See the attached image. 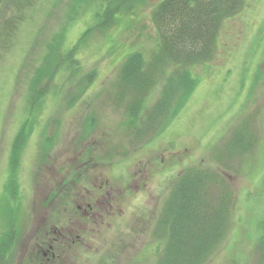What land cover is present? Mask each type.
<instances>
[{
	"label": "rangeland",
	"instance_id": "obj_1",
	"mask_svg": "<svg viewBox=\"0 0 264 264\" xmlns=\"http://www.w3.org/2000/svg\"><path fill=\"white\" fill-rule=\"evenodd\" d=\"M160 1L122 17L80 51L83 70L98 76L72 108L65 76L56 81L61 92L33 108L29 78L64 27L71 1L0 0V240L12 234L0 264H37L44 243L64 250L65 260L56 264H157L161 244L154 231L163 205L173 181L194 166L229 179L235 193L231 231L209 264H258L264 0H248L224 23L213 60L192 69L195 91L161 133L138 147L126 134L124 108L112 98L126 57L141 52L149 60L157 47L152 14ZM91 18L68 22L66 50L93 24ZM245 120L252 151L227 165L217 162L214 150ZM24 123L28 138L14 175L10 155ZM77 203H91L93 214Z\"/></svg>",
	"mask_w": 264,
	"mask_h": 264
},
{
	"label": "trees",
	"instance_id": "obj_2",
	"mask_svg": "<svg viewBox=\"0 0 264 264\" xmlns=\"http://www.w3.org/2000/svg\"><path fill=\"white\" fill-rule=\"evenodd\" d=\"M70 1L67 22L48 42L47 51L38 58L39 63L29 78L28 96L32 107L42 103L50 93L61 92L56 81L65 76L70 84L69 107L72 108L98 76L95 70L87 73L83 70L78 59L80 51L93 37L109 32L122 17L135 15L152 0ZM247 1L163 0L157 3L152 14L159 37L157 47L149 60L141 52L126 57L119 68L112 98L118 108L125 110V131L134 146L140 147L156 137L180 111L198 86L192 69L213 60L224 23L240 14ZM88 15L93 24L66 50L68 22L81 21ZM26 129L28 125L24 123L13 143L9 164L14 175L20 168L22 149L28 138ZM252 145L245 120L235 127L219 150H214L215 159L223 165L233 162L239 155L243 157L251 152ZM173 183L154 231L161 244L156 263L209 264L232 228L233 187L229 179L204 166L184 170ZM11 236H2L0 240L3 261L7 259ZM257 250L258 264H264V218Z\"/></svg>",
	"mask_w": 264,
	"mask_h": 264
},
{
	"label": "flooded vegetation",
	"instance_id": "obj_3",
	"mask_svg": "<svg viewBox=\"0 0 264 264\" xmlns=\"http://www.w3.org/2000/svg\"><path fill=\"white\" fill-rule=\"evenodd\" d=\"M106 184H107V182H106ZM78 205H79V208L77 207L78 210L83 209L86 212V214H88L89 216L93 214L92 213L93 212V206L91 203H85L83 206L77 203V206ZM58 233H60V232H57V234ZM59 235H61L63 240L66 241L67 236H65L64 234H59ZM69 236H71V235H69ZM64 246H65V244L62 246L63 249H65ZM38 249H39V251L37 252V254H35L36 256H39L37 259V260H39V263L37 262V264L61 263L66 258L64 250L59 252V253L56 252V247L53 246V244H51V243H49V244L44 243L43 245L41 244L40 246H38Z\"/></svg>",
	"mask_w": 264,
	"mask_h": 264
}]
</instances>
